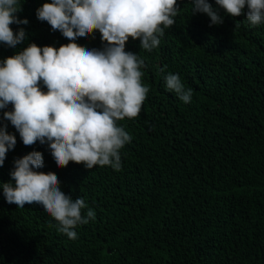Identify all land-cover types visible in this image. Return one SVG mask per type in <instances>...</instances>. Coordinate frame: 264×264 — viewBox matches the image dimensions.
Here are the masks:
<instances>
[{
    "label": "trees",
    "instance_id": "16d2710c",
    "mask_svg": "<svg viewBox=\"0 0 264 264\" xmlns=\"http://www.w3.org/2000/svg\"><path fill=\"white\" fill-rule=\"evenodd\" d=\"M46 2L18 0L16 15L29 23L11 27L23 28L26 40L15 49L0 44V60L29 43L70 42L37 19ZM177 2L175 24L158 48L126 44L145 60L150 90L137 118L118 121L132 137L120 151L119 171L58 168L47 144L25 146L3 120L11 105L0 110L17 139L0 167V185L10 182L17 158L39 151V171L55 173L66 195L84 198L95 212L71 240L42 206L17 208L0 188V264H264V24L220 10L224 23L209 27L205 14L193 15L191 0ZM75 42L104 47L98 31ZM168 73L191 88L190 103L167 89Z\"/></svg>",
    "mask_w": 264,
    "mask_h": 264
},
{
    "label": "clouds",
    "instance_id": "9594fccd",
    "mask_svg": "<svg viewBox=\"0 0 264 264\" xmlns=\"http://www.w3.org/2000/svg\"><path fill=\"white\" fill-rule=\"evenodd\" d=\"M191 3L193 15L205 14L209 27L224 23L220 10L233 18L244 16L252 26L264 24V0H215L216 8L208 0ZM180 9L177 0L43 3L36 10L37 19L70 42L59 48L29 43L0 60V110L11 105L10 111H3V120L10 122L25 146L47 144L58 168L75 163L88 170L99 165L119 171L120 151L132 137L118 121L137 118L150 90L142 79L145 60L126 51V44L131 39L138 40L144 51L158 48ZM21 10L18 0H0V44L15 49L25 42V30L14 32L11 27L29 23L17 17ZM97 31L102 49L75 42ZM165 81L180 101L191 102L192 90L185 88L179 74L168 73ZM16 143V136L0 121V167ZM44 166L39 151L17 158L10 182L0 185L3 197L17 208L42 206L58 231L75 240V229L94 220L95 212L84 198L66 195L55 173L39 171Z\"/></svg>",
    "mask_w": 264,
    "mask_h": 264
}]
</instances>
